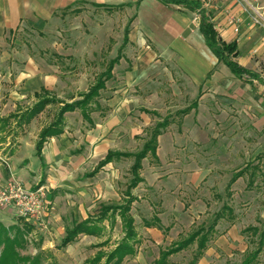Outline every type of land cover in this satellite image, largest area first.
I'll return each mask as SVG.
<instances>
[{
	"label": "rangeland",
	"instance_id": "obj_1",
	"mask_svg": "<svg viewBox=\"0 0 264 264\" xmlns=\"http://www.w3.org/2000/svg\"><path fill=\"white\" fill-rule=\"evenodd\" d=\"M152 1L147 0L141 5L143 23L147 25L150 24L147 16L152 11ZM235 1L245 9L252 25L264 30V0ZM82 7L83 10L87 8L85 9L87 13L80 17L67 14L68 17L61 18L62 21L47 22L42 31L26 25L27 28L22 26L25 31H15L14 35H10V40L15 41L16 44H23V49H26L25 46L28 45L37 56L44 53L46 61L52 60L60 63L56 53V47L60 45L64 47V52H67L69 48L74 49L75 56L60 64L62 66L60 71L65 76L75 74L72 76L75 78L74 83L68 82L67 86L60 84V92L54 91L57 98L64 102H70V99H73L71 101L79 99V95L85 92L97 75L104 70L109 59L115 57V51L110 52V47L113 50L116 48L114 45L116 39L121 31L123 32L129 19L136 13L134 3H131L130 7L122 10L121 13L115 14H107L103 9L95 8L90 4H85ZM254 19L258 21L257 24L253 23ZM110 37L115 41L112 39L109 42ZM59 50L63 52L61 48ZM2 52L3 50L0 48V54ZM123 52L127 56V63L113 69L114 78L106 83V89L101 91L98 102L102 106L103 112H106L104 108L112 93L114 94V91L126 86L125 97L129 100V108L134 109L128 114V117L135 118L141 104V99L138 98L140 90L130 82L129 74L130 65L134 62L138 52L130 50L129 46H126ZM7 69L8 66L0 67L3 74ZM170 72L172 73L170 77L165 69L156 72L152 81L143 84V92L149 95L150 90L155 91L156 89L159 93V100L156 99L158 103L165 98V95H170L165 108H162L161 105L158 106L161 117H165L168 113H170V117H173V122L170 124V140H174L177 144L181 156L183 153L189 156L192 168L208 162L214 167L215 172L198 188L181 190L178 197H181L184 210L178 216V220H174L170 215L167 216V210H163L161 207V196H158L154 187L139 185L133 189L131 192L138 197V200L132 204L131 213L134 217L140 245L137 254L125 259L123 264H153L161 249L187 237L200 227L206 228L212 222L215 214L224 211L222 210L223 206L229 208L232 213L225 212L223 219L218 221L216 233L202 255L196 258L194 245L170 256L168 264H241L246 252L255 248L254 242L258 240V236L252 235L251 232L243 234L242 231L249 226L257 227L260 230L264 228V179L259 176L256 179V185L246 188L248 179L246 174L243 179H238L232 185L230 196L227 195L226 185L231 176L237 170L242 169L245 164L254 165L259 161V166H264L261 164L264 162V152H262L264 146H261L264 138L261 137L262 133L260 134L256 130L253 134L241 129L231 130L230 112L226 120L218 119L216 121L213 115H219L220 112H216L214 105L212 108L215 111L211 110L213 115L204 117L191 112L185 117H176L175 112L190 104L197 90L184 84L182 72L178 68H174ZM11 74L12 79V71ZM169 79L170 81H168ZM1 85L5 89L12 87L9 82H1ZM144 101L146 102L145 99ZM32 102L24 98L20 101V108L27 107ZM14 110L15 106L8 102V93L3 91L0 96V115H7ZM56 110V105H50L43 111L37 127H40L48 119L51 120ZM78 117L79 113L67 115V122L71 124L72 128H74L75 121H78ZM100 118L101 116L98 115V119ZM205 118L208 120L204 125ZM132 121L138 125L134 119ZM158 121L160 119L153 117L152 125ZM213 123L216 124V127H213ZM137 125H135L136 129H138ZM218 126L219 128H217ZM26 129L27 127L24 128V130ZM32 130L31 135L34 136L36 129L32 128ZM122 132L124 143L120 148L121 152H137L148 138L146 130L142 132L138 130L140 133L134 138L130 128H125ZM71 134L69 143L65 145L60 142L59 151H51L46 155V165L42 168L34 170L32 167L27 168L26 162L20 164L21 172L24 169L27 170L24 179L11 175L10 171L14 170L12 162L6 154L7 150H4L3 155V147H0L1 174L5 170L9 175L5 185L2 186V189L0 188V210L11 211L9 220L13 222L12 224L25 222L21 216L17 215L14 209L15 205L11 200L2 201L3 193L8 195L9 192L6 190L14 183L20 184L22 188L31 192L41 189L44 201L47 202L44 203L43 212L39 217L32 218L30 223L26 222L33 227V230L27 236L28 245L20 251L21 255L31 257L42 253V264H49L50 259L46 258V252L54 256L58 264H86L85 261L94 257L99 250L95 247L97 244L107 241V245L102 249L109 251L122 237L120 222L117 219L112 229L108 227L107 222H104L106 230L100 238L80 235L72 244L66 247L60 246L65 231L74 222L97 215L102 204L120 202L122 193L129 182V168L133 163V159H121L119 162L106 166L95 178L88 179L84 174L92 169V159L95 161L96 155L88 158L81 157L83 149L79 151L75 144V140L78 138L73 132ZM83 134V130L81 134H78L79 140ZM252 144L254 146H251ZM79 146L83 148L82 144ZM144 163L146 166L147 164H156L151 157L145 159ZM164 212V216L167 218L163 217L164 225L161 223L160 225L164 229L169 227L167 232L157 228H147V222H152L154 217L158 218L157 214ZM53 217L57 218V225L51 229L48 225ZM147 229L161 232L164 236L163 241L155 243ZM253 264H264V249Z\"/></svg>",
	"mask_w": 264,
	"mask_h": 264
},
{
	"label": "crops",
	"instance_id": "obj_2",
	"mask_svg": "<svg viewBox=\"0 0 264 264\" xmlns=\"http://www.w3.org/2000/svg\"><path fill=\"white\" fill-rule=\"evenodd\" d=\"M79 1L90 5L91 3L120 5L125 3L135 4L138 0H0V48L3 50L0 54V67L8 66L5 74L0 71V96L5 91L8 93V102L15 106V110L9 114L31 107L35 103L33 95L39 93L42 89H46L57 98V94L54 91L60 92V84L67 86L68 82L74 83L75 80L72 77L75 74L65 76L60 71L62 67L60 64L67 59L71 60V57L75 56L74 49L69 48L67 52H64V47L56 44L59 46L56 47V53L60 59V63L52 60L46 61L44 53L42 55L40 53L37 56L30 50L28 45H24L26 49H23V44H16L15 41L10 40V35H14L15 31H25L22 26L25 28L27 26L35 27L39 31H42L43 27H46L47 22L52 20L62 21L61 18L68 17L64 16L62 11L70 4ZM145 1L147 0L140 2L136 13L133 15L135 18L130 25L128 43L123 48L125 50L126 46H129L130 50L138 52L136 58L133 60L134 62L130 65L129 74L130 82L134 83L140 90L138 98L141 99V104L136 117H128V114L134 109L129 108V100L125 97L126 86H122L114 91V94L112 93L104 108L106 112H103V108L100 105L101 111L90 114L92 124L85 121L78 110L66 113L64 115L62 133L48 138L43 144L41 150L43 162L36 155L38 134L43 127L52 121L56 112L51 120L48 119L40 127H37V124L41 118V114L50 105L28 124L17 126L14 120H12L7 131L0 134V147H3V155L5 153L4 150H7L6 154L12 162V168L14 169L10 171L11 175H15L20 179L26 178L25 174H27V170L24 169L21 172L19 169L20 164L25 162L27 168L32 167L34 170L45 166L46 155L51 151H59L60 142L65 145L69 143V136L73 132L75 137L78 138V140H75L76 147L79 151L83 149L81 157L88 158L89 156L93 155L94 157L96 155L97 159L95 161L92 159V169L84 174L88 179L95 178L106 166L116 163L112 162L105 165L93 177L87 176V174L94 170L97 163L104 158L108 151H120L124 143L122 131L125 128H130L133 131L132 137L134 138L135 135L145 131L153 124L152 118L154 116L145 114L141 109L156 111L159 114L160 107L158 106L161 105L162 108L166 107V101L170 95H165V98L158 103L156 99L159 100V93L156 89L155 91L150 90L148 92L149 95L143 92V84L152 81L153 75L162 69H165L170 77V74H172L170 70L178 68L182 72L184 84L196 88L197 92L193 101L197 99L198 105L196 110L191 111L194 115H202L204 117L206 115H213L211 110L215 111L212 108L214 105L216 112H220L219 115H213L216 121L218 119L226 120L230 112L231 130L238 131L241 129L250 131L252 134L256 130L260 134L262 133L261 137L264 138V94H262L264 93V86L260 85L257 81L249 84L237 79L225 65L217 61L206 46L204 38L199 31L200 17L197 12L178 5H163L158 0H153L151 2L152 11L147 16L150 24L147 25L143 23L144 20L141 15V5ZM198 1L201 4V8L209 16L219 38L227 43L235 42L239 52L236 61L244 68L256 72L260 78L264 79V30H260L252 25V21L245 9L235 0ZM85 9L87 8H84L80 14L73 16L80 17L84 15L87 13ZM113 13H121V11ZM124 28L123 32L121 31V34L116 39L114 44L116 48L113 50L110 47V52L115 51V57L123 43ZM112 39L110 37L109 42ZM113 40L115 41V39ZM123 63H127V56H125L124 52H122V58L114 68L121 67ZM11 71L13 72L12 79ZM112 74L114 78L113 71ZM1 82H9L12 84V87L5 89L2 87ZM256 84L259 85L256 86ZM24 98L33 102L27 107L20 108V101ZM71 100L73 99H70V102ZM56 106L58 109V105ZM168 108L170 109V107ZM77 113H79L78 121H75L74 128H72L71 124L67 122V115ZM9 114L0 115V117H6ZM98 115L101 116L100 119H98ZM132 119L138 122V125L133 123ZM207 120L205 118L204 125ZM135 125L138 126V129L135 128ZM215 125L213 123V127ZM221 125L222 123L219 126L221 127ZM25 127H27L26 130H24ZM32 128L36 129L34 136L31 135ZM82 130L84 134L79 140L78 134H81ZM24 132L25 134H23ZM157 140L156 155L158 161H155L156 164L154 165L147 164V166L144 163L145 159L142 161L140 175L143 182L139 185L142 187H154L158 196H161V207L163 210H167V216L170 215L174 220H178V216L184 210V205L181 202L182 200H180L181 197H178L181 190L198 188L213 176L215 170L208 162L192 168L189 156L186 153H183L181 156L177 144L174 140H170V126ZM70 144L73 146L72 143ZM81 144L83 148L79 146ZM15 145L16 148H14ZM251 146H254V144ZM261 146H264V142H262ZM170 162L172 163L170 164ZM255 163L260 162L257 161ZM261 164L264 165V162H261ZM260 168L264 172V166H260ZM3 171L4 173L1 174L0 170L1 189L9 177L5 170ZM135 197L137 201L138 197ZM9 214H12L10 210H0V222L5 226L12 225L13 223L9 220ZM164 214L165 212L156 215L163 225V217L167 218ZM54 217L50 219L48 225L51 229L57 225V218ZM85 219L82 218L80 221ZM147 230L150 232V236L155 243L163 241L164 236L161 232L155 229Z\"/></svg>",
	"mask_w": 264,
	"mask_h": 264
},
{
	"label": "trees",
	"instance_id": "obj_3",
	"mask_svg": "<svg viewBox=\"0 0 264 264\" xmlns=\"http://www.w3.org/2000/svg\"><path fill=\"white\" fill-rule=\"evenodd\" d=\"M135 2V9L138 8L140 2ZM163 5H178L187 8L191 11L197 12L200 17L199 31L202 34L205 44L217 59L219 63L225 65L229 71L237 79L252 84L254 81L264 85V79L260 78L259 74L248 70L241 66L236 59L239 56L235 42L222 41L213 28L209 16L201 8L198 0H158ZM85 2H74L67 6L62 14L78 15L83 11ZM131 4L125 3L120 5H104L91 3V6L100 8L107 13L122 11ZM135 16H132L124 28L123 43L118 49L117 56L109 60L105 64L104 70L99 73L94 82L88 86L87 90L79 95V99L64 102L53 96L46 89H42L39 93H35V103L25 109L17 110L16 113L9 114L6 117H0V134L7 131L10 127L12 120L17 126L28 124L30 121L39 115L48 105H58L56 114L52 121L41 129L38 134V141L36 143V155L43 162L41 157V150L45 141L53 136L59 135L63 131L64 115L66 113L78 110L82 118L88 123L92 124L90 114L93 112L101 111V106L98 102L101 91L105 90L106 83L113 78V68L122 58V52L125 45L128 43V34L130 25ZM198 105L197 99L192 101L187 107L175 112L176 117H185L192 110H196ZM145 114L157 117L160 121L156 122L151 127L147 128V139L142 147L135 153L108 151L104 158L100 160L95 166L94 170L87 174L88 177L95 176L105 165L118 162L121 159H133V163L129 168L130 179L126 185L125 191L122 193L120 202L116 204H102L100 211L95 216H88L85 220L74 222L73 225L65 231V236L60 242L61 247H66L72 244L80 235L92 236L100 238L103 236L106 226L104 222L108 223L110 229L118 219L120 222L121 239L109 251H104L102 248L107 245V241L97 244L95 247L99 248L94 257L87 259L86 264H123L125 259L134 257L137 254V249L140 245L138 233L135 228L134 217L131 213L132 204L136 201V197L132 195L131 191L135 189L143 179L140 175L142 169V161L151 157L154 161H158L156 150L158 147V137L166 132L167 128L173 122V117L170 114L161 117L156 111L141 109ZM8 133V132H7ZM248 175L246 188H251L255 185L256 179L260 176L264 179V172H262L259 163L246 164L240 170H237L230 178L226 185L227 195H231L232 185L240 178ZM223 212L215 214L212 222L206 227H200L187 237L182 238L168 247L161 249L158 258L153 264H168L170 256L180 253L192 246L196 247V258H199L206 250L207 244L214 237L216 233V226L220 219H223L225 212L231 214L232 211L226 206L222 207ZM226 210V211H225ZM147 228H157L167 232L168 228H162L158 218L154 217L152 222L146 223ZM33 227L24 221L5 226L0 222V264H42V253L33 257L21 255L20 251L24 250L28 245L27 236L32 232ZM251 232L252 235L258 236V240L254 242L255 248L248 250L241 264H253L257 259L262 249H264V228L261 230L254 226L245 228L242 233L246 234ZM46 258H49V264H58L50 253L46 252Z\"/></svg>",
	"mask_w": 264,
	"mask_h": 264
},
{
	"label": "built area",
	"instance_id": "obj_4",
	"mask_svg": "<svg viewBox=\"0 0 264 264\" xmlns=\"http://www.w3.org/2000/svg\"><path fill=\"white\" fill-rule=\"evenodd\" d=\"M257 24V20H253ZM8 195L3 193L2 201H12L17 215L21 216L25 222L30 223L32 218H37L44 209V196L40 190L35 192L27 191L20 184L14 183L6 190Z\"/></svg>",
	"mask_w": 264,
	"mask_h": 264
}]
</instances>
